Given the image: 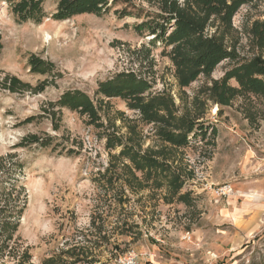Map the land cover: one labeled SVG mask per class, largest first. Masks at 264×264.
<instances>
[{"label":"rangeland","instance_id":"obj_1","mask_svg":"<svg viewBox=\"0 0 264 264\" xmlns=\"http://www.w3.org/2000/svg\"><path fill=\"white\" fill-rule=\"evenodd\" d=\"M43 9L46 17L40 23H20L7 0H0V82L11 76L32 86L43 81L47 76L30 73L32 55L53 63L57 70L48 77L53 84L40 94L0 88V159L6 163L0 172V194L4 198L5 187L17 182L16 192L25 208L14 240L17 248L28 249L30 264H41L76 242L91 250L90 264H118L131 251L138 257L137 264H264V120L250 124L244 116L247 106L241 100L222 108L209 105L205 121L216 129L215 137L209 142L191 141L183 151L192 178L182 191L190 194L191 206L149 201L147 192L131 196L129 208L121 213L122 217L130 214L127 216L140 225V235L134 241L117 235L109 226L115 218H106L104 189L93 182L109 159L99 131L66 109L55 131L40 108L74 89L99 100L97 83L118 72L136 71L134 51L150 38L135 34L132 18L118 19L110 13L56 21L51 18L55 5L50 0L44 2ZM263 15L264 0H257L242 7L233 24L241 32ZM241 43L244 49L240 53L245 54L246 39ZM152 56L154 70L161 77L154 89L166 88L176 98L168 60L160 56L159 49ZM229 68L227 61L220 63L212 79H220ZM146 70L144 67L142 72ZM203 83L199 78L186 93L192 96ZM108 102L103 120L109 117L121 126L118 112L136 120V113L120 99ZM149 131L145 128L146 134ZM30 134L56 140L51 148L18 147ZM68 150L74 153L66 155ZM224 186L231 192L217 195L216 190ZM99 215L96 225H102V234L112 233L110 243L91 227L92 217ZM0 264H16V260L0 254Z\"/></svg>","mask_w":264,"mask_h":264},{"label":"trees","instance_id":"obj_2","mask_svg":"<svg viewBox=\"0 0 264 264\" xmlns=\"http://www.w3.org/2000/svg\"><path fill=\"white\" fill-rule=\"evenodd\" d=\"M45 1L7 0L11 14L20 23H40L46 17ZM50 1L55 5L53 20L113 13L118 19H134L135 34L150 38L134 51L136 71L118 72L97 83L95 95L99 100H92L86 93L74 89L63 92L56 101L40 108L42 117L51 121L55 131L59 129L63 109L84 117L87 125L99 131L109 159L93 182L97 188L104 189L108 201L106 218H115L113 225L109 222L112 231L134 241L140 235V225L127 216L130 214L122 217L121 213L129 208L131 196L147 192L149 201L157 203L159 199L165 205L191 206L190 194L182 191L186 181L192 178L184 164L183 151L192 145L191 141L209 142L215 137L216 129L205 121L209 105L222 108L241 100L247 106L244 116L250 124L264 120V15L240 32L233 24L235 15L257 0ZM243 38L247 41L245 54L240 53L244 49ZM158 49L171 66L176 98L166 88L154 89L156 82L161 80L154 70L152 56ZM224 61L230 63V68L220 79H212L214 70ZM28 67L31 74L47 77L32 86L11 76L0 82V88L11 93L40 94L53 84L48 79L57 71L53 63L32 55ZM144 67L147 72H142ZM201 77L204 83L189 96L185 89ZM114 98L135 112L136 120L125 118L120 112L117 113L122 122L119 127L115 119L103 120L102 114L109 108L108 101ZM147 127L150 134L145 133ZM55 140L47 135L42 138L30 134L18 147L51 148ZM73 153L68 150L66 155ZM4 161L0 159V172L6 168ZM12 165L17 166V163L12 162ZM12 183L5 187L7 192L1 189L4 198L0 194V254L15 259L16 264H30L28 249L17 248L14 240L25 205L19 201L17 182ZM12 196L16 201L11 200ZM101 217H92L91 227L100 239L110 243L112 233L102 234V225H96V219ZM90 251L76 242L45 258L41 264H90Z\"/></svg>","mask_w":264,"mask_h":264},{"label":"built area","instance_id":"obj_3","mask_svg":"<svg viewBox=\"0 0 264 264\" xmlns=\"http://www.w3.org/2000/svg\"><path fill=\"white\" fill-rule=\"evenodd\" d=\"M231 192L228 186H224L223 188H219L216 190V194L219 196L228 195ZM137 255L131 251L127 252L122 258L118 260V264H137Z\"/></svg>","mask_w":264,"mask_h":264}]
</instances>
